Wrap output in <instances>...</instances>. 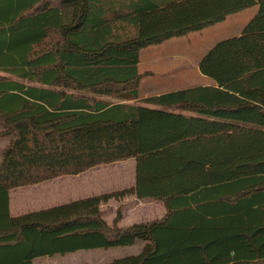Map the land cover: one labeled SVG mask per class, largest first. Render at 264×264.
<instances>
[{
	"label": "trees",
	"instance_id": "16d2710c",
	"mask_svg": "<svg viewBox=\"0 0 264 264\" xmlns=\"http://www.w3.org/2000/svg\"><path fill=\"white\" fill-rule=\"evenodd\" d=\"M254 7L199 61L216 87L138 101L141 50ZM0 73V264L137 241L110 264H264V0H0ZM129 159V190L10 216V190ZM130 196L164 217L107 225Z\"/></svg>",
	"mask_w": 264,
	"mask_h": 264
},
{
	"label": "rangeland",
	"instance_id": "374dc122",
	"mask_svg": "<svg viewBox=\"0 0 264 264\" xmlns=\"http://www.w3.org/2000/svg\"><path fill=\"white\" fill-rule=\"evenodd\" d=\"M241 18L239 19L241 20ZM229 20L232 22L233 17ZM215 32L216 30L214 29H206L203 32L201 31V33H192L186 37L168 40L162 43L165 44L164 46L162 44V47H160V45H158L159 47L152 46L147 51H156V55H160L159 57H161V59L169 57L168 60H162L158 63L159 69L163 72H165L164 68L169 70L167 76L169 79L168 81L172 82L174 79L176 85L179 82L180 85L183 83L186 85V80L188 79L187 76L193 75V73H189L186 68L191 64L193 65V61L196 57V59H198L200 50L202 53V51L206 49V45L213 43L216 39H220V37H223L224 35H229L226 34L227 31L225 32L224 30L221 32ZM147 51L143 52L142 55H147ZM0 76L4 75L0 73ZM155 80L160 82L162 81V77H158ZM156 81L153 82L157 83ZM139 91L140 95H143L146 90L141 89ZM109 101L112 103L118 102L116 99H109ZM5 140H9V138H5ZM4 142V140H0L1 145ZM1 145L0 151L2 149ZM115 168L116 167L111 166H100L97 167V169L88 171L78 177H58L50 181L39 183L35 186L31 185L13 189L10 192V198L12 201L11 207L14 212L19 211V213L24 214L111 192V186L116 185L118 179L115 173H110V170H115ZM118 210L121 213L122 207H118L116 211ZM135 251V248L130 251H120V249L90 250L68 254L64 257L56 256L54 258H43L42 264H110L114 260L121 259L125 256L136 255Z\"/></svg>",
	"mask_w": 264,
	"mask_h": 264
},
{
	"label": "crops",
	"instance_id": "0c3cea01",
	"mask_svg": "<svg viewBox=\"0 0 264 264\" xmlns=\"http://www.w3.org/2000/svg\"><path fill=\"white\" fill-rule=\"evenodd\" d=\"M257 10H258V7H254V8L245 10L241 13L231 15L227 17L225 21H223L222 23L214 27L208 28V29H214L216 30V32L217 31L221 32L224 30L225 32L227 31L226 34H229V35H224L223 37H220V39H216L213 43L208 44L206 46L204 45L206 49H204L202 53L200 50V55L198 59H196L197 58L196 57L193 61V65L191 64L190 66H188V68H186L189 73H193V75L187 76L188 77V79L186 80L187 86L184 85V83L180 85V82L177 83L176 85L174 79L172 82L168 81L169 79L167 76L169 74V70H167V68H164L165 72H163L162 70L159 69L158 63H160L162 60H168L169 57H166L165 59H161V57H159L160 55H156V51L155 52L147 51L150 49V47L143 49L144 51L141 50L142 52L140 51L139 53V63L137 66V70H138V73L142 75L143 77L138 87V101L149 98V97L159 96L162 94L176 92L180 90H187V89H192V88H197V87H216V84L211 79L200 74L199 69H198L199 61L218 42L226 40V39H230L233 37H238L242 33L244 27L255 16V14L257 13ZM231 17H233L232 22H230L231 20H229L231 19ZM241 17H244V18H241ZM239 18H241V20ZM162 45L164 46L165 44H162ZM162 45H160V47H162ZM156 47H159V46H156ZM145 51H147V55H142V53ZM158 77H162V81L160 82L156 81L155 79ZM153 81H156L157 83H154ZM141 89L146 90L143 95H140L139 90ZM156 90H164V91H156ZM165 90H168V91H165ZM170 90H173V91H170ZM109 99L111 98H103V100L110 102ZM116 103L118 102H115L113 104H116ZM124 103L127 105H132V106H140V107H146L149 109H157L154 106L143 104L140 102H135V101H128ZM5 138H0V140L5 141L4 143H2V145L0 143L1 148H2L0 151V155L2 154V151L5 149V147L8 146L10 142V139L5 140ZM101 166L116 167L115 170H110V173H115L119 179V180L117 179L116 185L111 186L112 191L105 193V194H110L113 192L131 189L134 187L135 185V161L134 159H129L127 161L113 163L110 165H101ZM97 167H100V166H97ZM97 167L89 169L88 171L95 170L97 169ZM88 171L81 173V174H85ZM79 175H76V176L78 177ZM11 191L12 190L9 191L10 216L14 218V217L27 214V213L21 214L19 213V211L17 212L13 211L11 207L12 201L10 198ZM118 207H122V212L120 213L121 217L116 224L118 228H127L135 224L149 223L152 221H156V220H159L160 218H163L166 213L163 204L159 201L138 200L134 196L125 197L124 199L120 201H116L112 199L108 201L107 204L100 206V212L102 214V219L107 225H111L113 221L115 220L116 214H117L116 210L118 209ZM40 210H37V211H40ZM37 211H32V212H37ZM144 245L145 244L143 242L137 241L133 246H130V247L111 248L108 250L120 249V251H126V250L130 251L131 249L135 248L136 255H138L142 251ZM79 252H83V251H79ZM56 256H60V255H55L53 257L35 258L32 260L31 264H42L43 258H54ZM64 256H60V257H64ZM129 256H135V255H129ZM125 257H128V256H125ZM12 264H16V263H12Z\"/></svg>",
	"mask_w": 264,
	"mask_h": 264
}]
</instances>
